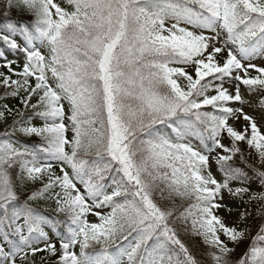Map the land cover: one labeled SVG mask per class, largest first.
I'll return each mask as SVG.
<instances>
[{
  "label": "snow or ice",
  "instance_id": "obj_1",
  "mask_svg": "<svg viewBox=\"0 0 264 264\" xmlns=\"http://www.w3.org/2000/svg\"><path fill=\"white\" fill-rule=\"evenodd\" d=\"M4 3L0 264H264V0Z\"/></svg>",
  "mask_w": 264,
  "mask_h": 264
},
{
  "label": "trees",
  "instance_id": "obj_2",
  "mask_svg": "<svg viewBox=\"0 0 264 264\" xmlns=\"http://www.w3.org/2000/svg\"><path fill=\"white\" fill-rule=\"evenodd\" d=\"M7 11V15H5V12ZM32 20V17L30 14H28L25 10L22 9H17L16 7H13L11 9H6L4 0H0V26H2L5 22L11 21L17 25L25 23V22H30ZM247 155V153H246ZM239 163V161H237ZM249 164H257L258 165V160L256 159L255 156L249 158ZM250 174H253L251 172V169H248ZM259 186V182L257 181L254 183L252 186ZM253 190V189H252ZM254 191V190H253ZM38 206H40L42 209L46 210L49 215H52V211L49 205L45 204L44 201H38L36 202ZM251 210V209H250ZM250 243H245L244 245L241 246V251L246 249ZM40 254H38L39 256Z\"/></svg>",
  "mask_w": 264,
  "mask_h": 264
},
{
  "label": "rangeland",
  "instance_id": "obj_3",
  "mask_svg": "<svg viewBox=\"0 0 264 264\" xmlns=\"http://www.w3.org/2000/svg\"><path fill=\"white\" fill-rule=\"evenodd\" d=\"M255 189L259 190V188H257V187H255ZM251 238H253V237H251ZM251 238L249 240H251Z\"/></svg>",
  "mask_w": 264,
  "mask_h": 264
}]
</instances>
